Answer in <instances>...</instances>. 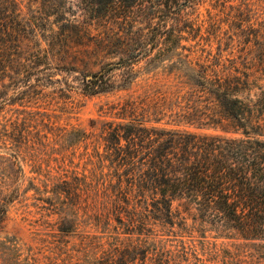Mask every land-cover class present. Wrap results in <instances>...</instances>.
I'll list each match as a JSON object with an SVG mask.
<instances>
[{
  "label": "trees",
  "instance_id": "1",
  "mask_svg": "<svg viewBox=\"0 0 264 264\" xmlns=\"http://www.w3.org/2000/svg\"><path fill=\"white\" fill-rule=\"evenodd\" d=\"M87 3L98 21L133 14L140 24H149L155 12L166 17L170 8L175 40L152 54V36L139 26L136 37L118 41L111 68L85 78L84 92L96 94L112 86V68L125 70L124 83L135 78L140 61L166 72L164 83L114 105L116 119L98 131L60 130L68 166L63 232L80 223L94 229L86 237L101 248L98 264H205L209 252L217 254L210 239L219 237L264 249V40L256 54L241 58L224 54L219 43L214 51L210 43H192L196 37L183 33L190 34L184 26L198 0ZM32 32L17 1L0 0V33L13 38L17 50ZM24 52H17L16 65L26 70L32 58ZM4 61L1 48L0 76ZM25 149L21 141L24 159ZM240 244L220 248V260L259 257L258 251L243 257Z\"/></svg>",
  "mask_w": 264,
  "mask_h": 264
},
{
  "label": "rangeland",
  "instance_id": "2",
  "mask_svg": "<svg viewBox=\"0 0 264 264\" xmlns=\"http://www.w3.org/2000/svg\"><path fill=\"white\" fill-rule=\"evenodd\" d=\"M16 1L20 17L30 22L33 32L18 50L13 38L0 33L5 58L0 76V264H98L101 248L86 237L95 234L94 229L80 223L63 232V177L68 166L63 163L67 150L60 130L98 131L104 121L116 119L114 105L141 96L150 84L165 82L161 65L148 68L140 61L136 67L142 68L129 82H123L125 70L112 68L108 90L84 92L88 74L111 68L118 61V41L136 37L139 26L152 36V54L164 43L173 47L175 13L170 8L166 17L155 12L149 24H140L133 14L98 21L87 0ZM187 17L184 29L190 34L183 35H194L192 43H210L213 51L219 43L224 54L251 57L257 41L264 40V0H198ZM19 50L23 55L27 50L32 58L26 70L16 65ZM172 56L171 51L165 57ZM21 141L26 143V159L17 151ZM210 241L216 243L217 254L209 252L205 264H264L263 248L225 237ZM230 243H241L243 257L257 251L259 257L220 260V248ZM195 244L200 253V244Z\"/></svg>",
  "mask_w": 264,
  "mask_h": 264
}]
</instances>
